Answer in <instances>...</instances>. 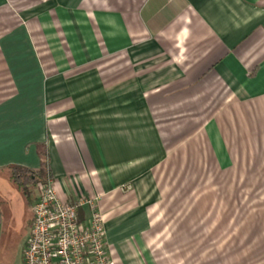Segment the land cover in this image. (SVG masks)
Listing matches in <instances>:
<instances>
[{
  "label": "crops",
  "instance_id": "0c3cea01",
  "mask_svg": "<svg viewBox=\"0 0 264 264\" xmlns=\"http://www.w3.org/2000/svg\"><path fill=\"white\" fill-rule=\"evenodd\" d=\"M40 148L61 200L100 197L115 264H159L175 148L230 195L264 185V0H0V175L39 170Z\"/></svg>",
  "mask_w": 264,
  "mask_h": 264
},
{
  "label": "rangeland",
  "instance_id": "374dc122",
  "mask_svg": "<svg viewBox=\"0 0 264 264\" xmlns=\"http://www.w3.org/2000/svg\"><path fill=\"white\" fill-rule=\"evenodd\" d=\"M177 150L157 173L163 193L152 249L157 248L159 264H264V185L258 193L246 192L242 179L236 188L240 192L230 195L235 179L227 172L214 173L203 154L198 161L197 154L192 161H180ZM8 176L13 173L0 175V200L8 221L3 255L7 264H22L31 214ZM256 181L264 183V178ZM29 186L34 202L37 189Z\"/></svg>",
  "mask_w": 264,
  "mask_h": 264
},
{
  "label": "built area",
  "instance_id": "2783aa9c",
  "mask_svg": "<svg viewBox=\"0 0 264 264\" xmlns=\"http://www.w3.org/2000/svg\"><path fill=\"white\" fill-rule=\"evenodd\" d=\"M36 189L23 264H115L105 241L98 195L63 201L51 176ZM83 209L88 211L85 222L79 218Z\"/></svg>",
  "mask_w": 264,
  "mask_h": 264
},
{
  "label": "trees",
  "instance_id": "16d2710c",
  "mask_svg": "<svg viewBox=\"0 0 264 264\" xmlns=\"http://www.w3.org/2000/svg\"><path fill=\"white\" fill-rule=\"evenodd\" d=\"M39 156L41 160V166L40 169L37 171H31V170H26L22 168H15L13 173V176L10 177L11 181L21 190L22 195L24 196L26 200V204L30 205L32 203V198H31V192H30V184L35 185V188L37 187L38 184L43 183L47 176H49L48 171L46 169V152L44 148L39 149ZM18 172L19 174L23 175V179L20 178L21 175H16L15 172ZM22 181V182H21ZM25 181V183H24ZM31 225V221H30ZM30 228V227H29Z\"/></svg>",
  "mask_w": 264,
  "mask_h": 264
}]
</instances>
